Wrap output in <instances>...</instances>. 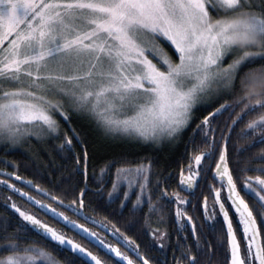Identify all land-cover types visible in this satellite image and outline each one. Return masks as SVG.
Masks as SVG:
<instances>
[{"label":"snow or ice","instance_id":"1","mask_svg":"<svg viewBox=\"0 0 264 264\" xmlns=\"http://www.w3.org/2000/svg\"><path fill=\"white\" fill-rule=\"evenodd\" d=\"M237 93L238 98L231 99ZM224 96L231 102L210 105L214 111L195 124L193 131L203 134L204 147L195 150L181 169L179 185L194 196L205 163L212 161L213 179L220 187H210L213 205L209 211L205 196L203 215L212 222L211 229L221 226L224 264H264V147L244 160V167L237 162L238 172L255 175H234L229 157L230 133L251 113L260 114L242 130L251 143L239 151L264 145V0H0V145L8 149L48 137L62 140L61 150L72 151L78 143L76 172L84 184L78 192L71 189L75 194L65 204L61 196L23 180L16 171L0 170L9 177L0 179V184L38 206L44 215L51 213L57 224L63 222V227H54L7 196L5 206L18 216L13 217L14 226L9 221L3 227L0 264H62L54 251L71 252L79 264H152L140 245L107 216L98 220L84 211L92 192L87 186L90 155L71 122L74 117L92 120L107 136L137 144L171 143L195 122L197 105L213 98L219 102ZM224 112L235 113L227 134L213 127ZM115 163L101 169V175ZM120 164L107 192L108 206L119 202V208L126 209L135 195L133 213L148 206L147 231L154 246L163 250L169 233L150 223L151 214L160 211L153 203L152 161ZM12 177L36 188L55 206L12 183ZM124 187L128 190L121 199ZM156 189L157 200L177 204L175 218L181 229L191 226V243L188 235L177 238L180 255L173 256L174 264H202V256L208 257L204 264H213L217 249L210 241L201 242L196 222L181 207L191 201L161 187L159 179ZM92 194L103 198L104 190L97 188ZM89 222L111 232L117 243L88 227ZM8 227L14 231L9 233ZM64 227L78 230L77 235L109 259L70 238ZM128 227L132 230L135 224ZM121 243L127 251H122Z\"/></svg>","mask_w":264,"mask_h":264},{"label":"trees","instance_id":"2","mask_svg":"<svg viewBox=\"0 0 264 264\" xmlns=\"http://www.w3.org/2000/svg\"><path fill=\"white\" fill-rule=\"evenodd\" d=\"M240 93L234 95L231 99L238 98ZM225 100L231 102L229 97L224 96L223 99H216L207 106L199 107L194 113V123L189 128L185 129L184 133L172 143H166L162 145H148V144H137L135 142H126L125 140L109 139L103 136L98 129L95 127V123L91 120H85L79 117H74L71 122V127L76 129L80 133V139L85 141L89 150V164H88V187L92 190L89 192L86 198V208L84 209L89 215L95 217L98 220H103L104 217H108L113 224L125 232L126 235L130 236L140 245V251L149 257L152 264H174L173 256L179 257L180 252L176 250L177 238L180 235H188L189 239L187 243L192 242L190 235V225L186 224L187 231L181 229V226L176 222L175 210L177 204L175 202L168 203L166 200H157L156 197L159 195L156 189V181H161V187L166 186L169 192L177 191L180 195L186 197L191 201V205L188 207L181 206L186 209L188 215L192 216L197 224V231L200 234L201 242L204 240L210 241L214 248L217 249L215 256L212 258L213 264H224V248L221 247V239L223 233L221 226L216 224L215 229L209 227V221H206L203 215V201L206 196L208 199V209L211 211L213 205V191L210 190L211 186L219 188L218 180L213 179L214 163L208 161L205 163V172L202 174L203 178L199 181V186L195 189V195H188L186 191H181L179 180L181 169L186 168L189 163L190 157L193 152L197 149L203 148V134H195V124L202 120L204 115H207L209 111H214L215 107H219L220 103H224ZM242 107V105H241ZM236 112L240 111V108H236ZM260 113L255 112L246 116L236 125L230 133L231 139L229 141V157L230 167L233 169L234 175H239L243 178L244 175H255L256 173L238 172L237 162L239 167H244L243 161L250 156L256 155L260 148L264 145H257L255 148L248 152H240L239 149L246 147L251 140L243 134V129L247 122L251 119H255ZM235 113L224 112L218 115L213 123V127L218 128L220 131H224L227 134V129L231 126V119L234 118ZM65 128L68 125L64 126ZM220 131L216 133L217 140H219ZM69 135L71 133L69 132ZM62 140H56L46 137L44 141L39 143L28 142L25 146L18 148L5 149L0 148V169L13 172L16 171L24 180H32L35 184L47 189L51 195L61 196L65 204H68L73 198L74 194L71 189L76 188L77 192L80 187H84V184L80 183L82 177L77 175L75 163V155L80 152V145L75 143V147L72 151L61 150L58 146ZM151 160L153 164V177H152V189H153V203L157 206L160 211H157L150 216L151 227L155 226L160 228L162 231L169 233L170 239L166 238L165 248L160 250L158 246H154V240L148 230V225L145 224L144 218L149 216L148 206L145 204L141 209H138L133 213L132 205L136 201V196L131 195L126 209L121 210L119 208V202L108 206L109 201L107 192L111 191L112 182L115 180L116 168L120 167L121 161H128L131 164H135L139 161ZM116 162L106 174L101 175V169L105 168L106 165L111 162ZM255 166V165H253ZM211 168V171L209 170ZM1 178L9 179V177L1 176ZM12 183L17 184L18 187H23L25 191H29L31 195L42 199L45 203L55 202L42 196L39 192L25 186L20 181L10 178ZM166 182V183H165ZM239 186V183H238ZM103 188V198L93 196L97 188ZM126 187L121 189V199H123V191H127ZM138 191V190H137ZM227 189L225 188L221 196H226ZM243 194V193H242ZM7 196L20 200V205L29 211L36 212L41 219L47 220L52 226L61 228L63 222L57 224L53 220L52 214L48 213L44 215L43 210L39 209L26 201V198L20 197L18 194L12 192L11 189L6 188L5 185H0V235L3 234V227L6 222H11L14 226L17 221L13 219L18 214L14 213L10 207L5 206V199ZM248 199L247 197H245ZM250 205L252 201L249 200ZM230 205V202L226 204V207ZM61 210L65 211L66 215L70 216L74 220H78L80 223H84V220L80 217L73 215V213L65 208ZM218 211V205H217ZM230 215L233 214L234 209H229ZM161 218L163 223H160ZM222 219V216L218 217ZM236 217H234L235 223ZM107 223V221H105ZM134 223L135 228L129 230L128 225ZM88 227L101 232L108 238L109 241L113 242V238L110 234L104 233L97 227L91 224H87ZM110 227V225H109ZM8 232L14 231V227H8ZM63 230L66 234L76 240L77 242L88 247L89 250L99 254L102 258L108 260L109 258L104 256V253L99 249L93 247L88 243V240L83 239L81 235H77L78 230H71L64 227ZM147 231V234H146ZM23 235V233H21ZM33 239H36L35 235H32ZM43 243V242H41ZM122 249V248H121ZM52 250V249H49ZM122 251H125L122 249ZM54 255L62 262V264H79L74 254L63 251L55 252ZM130 255V254H129ZM133 258V257H132ZM134 259V258H133ZM208 259L207 256H202V264Z\"/></svg>","mask_w":264,"mask_h":264},{"label":"rangeland","instance_id":"3","mask_svg":"<svg viewBox=\"0 0 264 264\" xmlns=\"http://www.w3.org/2000/svg\"><path fill=\"white\" fill-rule=\"evenodd\" d=\"M216 98H213L212 100H209V101H206L205 103H203V104H200V105H197V108H199V107H202V106H207V105H209V104H211L214 100H215ZM196 108V109H197ZM92 121V120H91ZM93 122V124L95 123L94 121H92ZM95 127L98 129V131L103 135V136H105V137H108L109 139H115V140H125V139H122V138H113V137H110V136H107L106 134H105V132H104V130L102 129V128H100V127H98L97 125H96V123H95ZM46 138V137H45ZM45 138H43V139H41V140H39V141H37L36 139H31V140H26V141H24V142H21L20 144H18L17 146H15V147H9L8 149H10V148H18V147H22V146H25V144L26 143H28V142H35V143H39V144H41V142L42 141H44L45 140ZM126 142H127V140H125ZM129 142V141H128ZM175 142V141H174ZM166 143H168V142H165V143H163V144H166ZM172 143V142H171ZM159 145H162V144H159ZM2 147H4L3 145H0V148H2ZM0 179H5V178H1L0 177ZM115 179H116V175H115ZM0 185H2V184H0ZM13 199V201H15L17 204H19L20 205V200H18V199H15V198H12ZM11 202H9V204H10ZM24 208V207H23ZM94 230V229H93ZM96 231V230H95ZM108 240V239H107ZM109 241V240H108ZM110 242V241H109Z\"/></svg>","mask_w":264,"mask_h":264},{"label":"water","instance_id":"4","mask_svg":"<svg viewBox=\"0 0 264 264\" xmlns=\"http://www.w3.org/2000/svg\"><path fill=\"white\" fill-rule=\"evenodd\" d=\"M1 170V169H0ZM3 172H7V171H4L3 170ZM213 173H214V170H213ZM1 176H4V177H7V176H5V175H2V174H0ZM12 178H14V177H12ZM15 179V178H14ZM24 180V179H23ZM26 181V180H25ZM22 184H23V182L22 181H20ZM26 186V185H25ZM27 187H29V186H27ZM29 188H31V189H33V190H35V191H37V189L36 188H33V187H29ZM38 192V191H37ZM40 193V192H39ZM41 194V193H40ZM42 195V194H41ZM43 196V195H42ZM44 197H46L47 199H49L47 196H44ZM67 210H69V209H67ZM69 211H71V210H69ZM72 212V211H71ZM89 224H91V225H94V224H92L91 222H89ZM95 227H97V228H99V229H101V230H103L104 232H106L102 227H100V226H98V225H94ZM107 233H109L110 235H111V232H107ZM69 252V251H68ZM71 253V252H70Z\"/></svg>","mask_w":264,"mask_h":264},{"label":"flooded vegetation","instance_id":"5","mask_svg":"<svg viewBox=\"0 0 264 264\" xmlns=\"http://www.w3.org/2000/svg\"><path fill=\"white\" fill-rule=\"evenodd\" d=\"M186 192H188V191H186ZM188 195H189V192L187 193ZM185 207H188V205H184ZM155 226H153V228H156V227H158L157 225H156V223L154 224ZM160 228V227H159ZM99 229V228H98ZM161 229V231H162V228H160ZM100 230V229H99ZM101 231H103V230H101ZM104 232V231H103ZM104 233H107V232H104ZM109 234V233H108ZM111 237L113 238V236L111 235ZM108 239V238H107ZM113 242H111V243H113V244H116L117 243V241L113 238V240H112ZM120 246H121V248L122 249H124L125 251H127V249H125V248H123V245H122V243L120 244ZM130 255H132V253H129ZM133 258L134 259H136V257L135 256H133Z\"/></svg>","mask_w":264,"mask_h":264}]
</instances>
